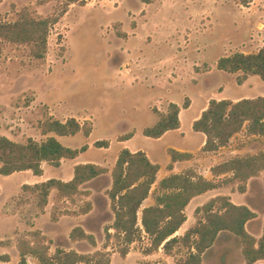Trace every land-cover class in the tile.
I'll return each instance as SVG.
<instances>
[{
	"label": "rangeland",
	"instance_id": "rangeland-1",
	"mask_svg": "<svg viewBox=\"0 0 264 264\" xmlns=\"http://www.w3.org/2000/svg\"><path fill=\"white\" fill-rule=\"evenodd\" d=\"M64 3L65 0H0V22L14 21L23 8L34 17L56 16L62 12ZM66 10L50 29L43 59L33 58L28 46L0 43V136L19 143H25L28 138L40 142L45 138L40 132L43 121L52 118L64 122L74 118L81 125L91 127V134L85 137L80 133L59 138V141L70 148L86 144L88 161H98L106 154L104 166L108 170L114 166L116 142L122 134L128 133L135 135L133 144L153 152L161 163L168 161L169 157L160 148L168 141L175 143L181 139L171 134L162 142H154L142 134L143 128L152 126L157 114L166 112L171 102L182 107L185 101L190 105L193 100L194 107L188 113L192 116L206 95V99L218 97L225 85L230 95L236 94V79L241 74L227 75L217 70L216 61L242 50L255 52L264 45V0H250L245 6L239 0H83L69 5ZM245 32L249 40L242 39ZM182 120L183 132L188 134L182 143L194 149L196 164L205 170L203 151L196 148L200 144L199 137L197 133H189L188 117L183 115ZM101 141L108 145L112 142L113 147L104 151V147L96 145ZM257 141L261 145L253 144ZM245 144L249 146L245 150L233 148ZM231 145L224 149L223 159L264 151V142L259 138L239 135ZM69 172V163L62 168L47 166L43 179H61ZM35 179L31 172L9 177L0 174L2 197L17 189L21 181L31 184ZM108 182L109 176H103L84 188L101 189L98 194L105 195ZM228 187L235 192L233 185ZM157 194L155 181L148 197L154 201ZM85 200L86 197L79 196L73 202L62 201L57 204V211L78 209ZM234 201L252 206L263 218V181L253 179L248 193L236 192ZM2 202L3 199L0 207ZM95 202V212L87 217L63 218L57 224L43 221L38 229L64 245L62 238L68 237L75 223L93 234L102 249L103 228L113 221V216L109 208L108 213L101 211L99 199ZM8 204L24 219H31L36 212L29 193L12 196ZM54 204L55 191L50 197L51 210ZM190 208L185 211L186 217L189 216L187 226L190 223L193 226L201 217L194 211L190 213L193 207ZM12 227V220H0V239L8 241L6 252L12 264H16L15 243L19 235L27 232ZM184 228L175 235H183ZM233 238L226 242L229 244L218 239L215 247L203 254L202 264H241L240 242ZM82 244L78 249L90 250L86 243ZM227 245H230L228 251ZM149 246L150 240L143 234L129 246L131 254L127 261L117 253L116 240L109 243L107 250L115 253L111 264H173L187 253L186 249L177 248L166 255L159 248L146 254ZM54 248L52 245L51 251Z\"/></svg>",
	"mask_w": 264,
	"mask_h": 264
},
{
	"label": "trees",
	"instance_id": "trees-1",
	"mask_svg": "<svg viewBox=\"0 0 264 264\" xmlns=\"http://www.w3.org/2000/svg\"><path fill=\"white\" fill-rule=\"evenodd\" d=\"M82 1L65 0L62 12L56 16L51 14L34 17L27 9H21L14 21L0 22V43L28 46L33 58L43 59L47 52V38L51 27L59 21L69 5ZM249 2L250 0H239L243 6ZM216 69L229 74L240 73L236 79L238 85L250 75L258 76L264 81V45L256 53L236 52L222 56L216 61ZM182 107H189L188 100ZM180 109L178 104L169 103L166 112H159L156 122L143 128L142 134L158 139L168 131L179 129ZM244 128L248 135L264 137V96L243 98L236 102L229 99H211L200 117L192 124L194 132L205 136L202 147L204 152H215L227 146L231 138ZM91 131V127L81 125L74 118H68L64 122L48 118L40 124V132L45 136L40 142L28 138L25 143H19L0 136V174L9 176L16 172L31 171L40 176L43 162L58 167L62 160L75 159L87 149L86 144L80 148L64 146L57 137H73L80 133L88 137ZM131 136L132 134L124 135L120 140ZM96 145L107 147L108 144L101 141ZM167 154L171 163L188 161L193 157L190 153L174 149H168ZM167 168L171 170L172 164ZM159 169L160 166L151 162L145 152H131L124 148L110 170L93 163H81L74 166L70 181L49 179L32 186L23 185L22 191L33 196L40 211L47 206L51 191L56 192V204L50 213L51 220L55 221L61 215L88 214L92 203L87 199L77 210L65 209L58 212L57 204L62 201L73 202L79 196L89 197L91 192L84 186L103 176H109L110 187L105 195L113 221L103 228L102 249L91 253L60 248L51 251V240L39 230L19 235L16 242L19 256L17 264H29L27 257L34 258V264H110L112 253L107 249L112 240H116L117 253L124 258L129 253V246L139 241L143 234L150 240L146 254L159 248L166 255H171L177 248L186 249V255L176 259L173 264H202L203 254L213 246L220 234H230L239 240L244 264H255L264 260V224L260 238L251 235L245 226L257 214L245 205H235L228 196L218 195L197 207L194 213L201 214V217L183 235H175L187 220L185 209L193 198L234 183H237L239 193H245L248 180L259 177L264 172V151L231 158L211 167L214 177L223 175V178L206 179L190 168L164 177L158 183L154 204L141 209L156 181ZM69 239L72 242L84 241L96 248L95 236L80 226L70 231ZM7 244V240H0V246ZM0 261L8 262L9 256L1 255Z\"/></svg>",
	"mask_w": 264,
	"mask_h": 264
},
{
	"label": "crops",
	"instance_id": "crops-1",
	"mask_svg": "<svg viewBox=\"0 0 264 264\" xmlns=\"http://www.w3.org/2000/svg\"><path fill=\"white\" fill-rule=\"evenodd\" d=\"M242 39L243 40H246V39L249 40L247 32L244 33V37ZM258 50H256L255 52H246V51H243V50L239 51V52L248 54V53H256ZM207 73H210V72H207ZM226 74L228 75L229 73H226ZM235 85L238 88V92L236 94H234L233 96L228 93L226 85H225V88L223 89V91L218 93V95H219L218 97L213 96L210 99H206V97L208 96V95H206L202 105L198 108L196 113H193L192 116H188V113L193 109L195 102L193 100H190L191 102H190V105H189L188 108L183 109L181 107V109H180V113H179L180 128L179 129L174 130V131H168L162 137H160L158 139L150 138V139L154 140V142H162L167 137H169V135H171V134L177 135L178 138L181 139V140L180 141L177 140L175 143L174 142L172 143L171 141L166 142L162 146V148H160L161 152L167 154V150L168 149H174V150L179 151V152H187V153L192 154L193 157H192L191 160H188V161H177V162L171 163L170 157L167 154V156L169 157V160L168 161H164L163 163H161V162H159L158 157H156L154 154H152L153 152L151 153L150 151H148L146 149H142L140 146L133 144V139H134L135 135H132L128 139L119 140L118 142H116V144H115L116 149H115V152L113 153V164H115V161L117 159V156H118L119 152L122 149L126 148L129 151H131V152H136V151L145 152L147 157L149 158V160L151 162L156 163V164H158L160 166V169H159L158 174L156 176V183H159V181L161 179H163L164 177H167V176L172 175V174L181 173L182 171H184L186 169H189V168L194 169L195 171H197V173H199L200 175H202L206 179H211L212 180V179L223 178L224 177L223 175L220 176V177H214L211 174L210 169H211V167H213L215 165H218L220 163H223V162L228 161L229 159H231V158L223 159V156H224L223 151H224V149L227 148V146L222 147V148H220L219 150H217L215 152H204L203 151L204 158L206 159L205 165L207 166V168L205 170H202V167L200 165L196 164V162H195V154L196 153H195L194 149H189V147H188V145H186V143H182L183 141H186V139L188 137V134L183 132V128L184 127H183V120L182 119H183V115L185 117H188L189 133L192 134V135H195L196 132H194V131H193V133L191 132L192 124H193V122L196 119H198L200 117L202 111L205 110V108L207 107V105L209 103V100H211V99H215V100L229 99L231 101L236 102V101H239L240 99H243V98H256V97H259V96H264V81L261 80L258 76L250 75L244 80V82L242 84H240V85L235 84ZM125 135H127V134H125ZM239 135H242L243 137H245L247 139H253V138L257 139V138H259V139H261L262 142H264V137L254 136V135H247L245 129L243 131H241L240 133H237L235 136H239ZM122 136H124V134H122L121 137ZM197 136L199 137L200 144H198V147H196V148L202 149V147L204 145V142H205V136L203 134H201V133H197ZM235 136H233L231 138L230 143L228 144V147H232L231 143L233 142ZM59 138H62V137H57L58 140H59ZM253 144L261 145V143L259 141L255 142ZM112 147H113V144H112V142H110L107 147H104V151H108ZM238 147L239 146H233V148L236 149V150H245L249 146L247 144H245V146H242L240 148H238ZM85 152L86 151H84L83 153H80L75 159L62 160L58 167H54V166H51V165L47 164L46 162H43L42 165H41L42 171H43L42 175H40V176H36L35 175L37 179L32 181L31 184H27V183H24V182L21 181L18 184L17 189H15L14 191L10 192L7 196H5V198L2 197L3 189L0 186V201L3 199L2 206L0 207V220H2V221H4V220L5 221L12 220V222H13L12 229H17L20 232H24L25 233V232H30V231H33V230L41 231V233L43 235H45L48 239L51 240V242H52L51 246L52 245L55 246L54 250L56 248H60V249H64V250H75V251L80 252V253H91V252H93V251H95L97 249H100L98 240H96V248H93V247H91L89 244H87L84 241H77V242L70 241L69 234H68L67 238H64V237L62 238V241L64 242V245H60L61 244L60 242H59L60 244L55 242L48 235L44 234L43 230L38 229V227H39L40 223L43 222V221H45V222L49 221V222H51L53 224H57L63 218L79 219V218H82V217H87L90 214H93L95 212V209L97 208V204L95 202L96 198L99 199V201H100L99 206H100L101 211H104V212L108 213L109 202H108V199H107L106 195L98 194V193H101L100 192L101 189H100V191L97 190V189H88V190H90L91 194L86 199L90 200L91 203H92V209H91V211L88 214H85V215H73V216L61 215L55 221H52L51 218H50V213H51L50 197L54 193V191H51L50 196H49V200H48V204L44 208L43 211H40L37 207H35L36 212L34 214H32V218L31 219L30 218L29 219L22 218L19 215V211L15 212L14 210H12V207L10 209V207L8 206L9 205L8 204V199H10L12 196L25 195V193L22 191V186L23 185L32 186V185L37 184V183L45 182V181H47L49 179H57V180H60V181H63V182L70 181L72 179V177H73V168H74V166L77 165V164H81V163H93V164H96V165H99V166L105 168L104 163L106 161V159H105L106 154H104L103 158H101L98 161L97 160H94V161H90L89 160L88 161L87 156H85ZM154 152H156V151H154ZM247 153L249 155L256 154L255 152H247ZM66 163L70 164V172L68 174H65L64 177H62L61 179H58V178L43 179V176L45 174L47 166H51V167H54V168H62L63 165H65ZM169 164H172V169L171 170H169L167 168V166ZM23 172L25 173V172H31V171L16 172V173H13V174H11L9 176L15 175L17 173H23ZM263 174H264V172L261 173L259 177H255V178L249 179L248 182H247V190H246V192L245 193H240V194L248 193V191L250 189V184L253 181V179H259V180L263 181V178H264V176L262 177ZM90 183H92V182H90ZM263 183H264V181H263ZM230 185L234 186V188L236 189L235 192L232 191L230 187H228ZM109 187H110V182H108L106 189H108ZM236 192H238L237 191V183L223 185L220 188L213 189L211 191H208V192H206V193H204L202 195H199V196L193 198L190 201V203L188 204V206L186 207L185 211H187V210L189 211V209H191L190 207L192 206L193 210H190V213L193 214V211H195V209L197 207L202 206L204 203L209 201L211 198L216 197L218 195L228 196L230 198V201L232 203H234L235 205H242V204L234 201V196H235ZM153 204H154V201H152L148 197L143 202L142 207L151 206ZM249 208L257 214V217L254 220H251L248 223H246L245 228L251 235H253L255 238L258 239L262 235V229H263V224H264V215H263V218H262L261 215L258 212H256L252 206H249ZM73 210H77V209H73ZM188 221H189V216H187L186 222L181 226V228L183 226H185L183 231H186L187 229H189V227H191V223L187 226ZM77 226L78 225H75V223H74V225L71 228V230L74 227H77ZM103 226H104V224H103ZM12 229H10V230H12ZM70 231H69V233H70ZM218 239H224V243L225 244H229V243H226V242H231V241L234 240V238L230 234H220V236L217 238L216 242L213 244V246L210 249H213V247H215V245L217 244ZM0 240L4 241L5 238L4 239H0ZM82 243H86L90 247V250L83 252L80 249H78V247H82V245H83ZM228 247H230V245H227V248H226L227 251L229 250ZM6 249H7V247L0 246V256L7 254L9 256V261L8 262H1L0 261V264H12V258L6 252L7 251ZM15 249H16V243H15ZM210 249H208V250H210ZM86 250H88V249L86 248ZM238 252L241 253V246H238ZM130 254H131V252H129L128 255H126V258L124 259L125 261H127V259H128ZM111 258H112L111 262H113V259L115 258V253L112 254ZM18 261H19V256H18ZM18 261H17V263H18ZM27 262L29 264H34V263H36V260L34 258H32V257H27ZM202 262H203V256H202ZM241 264H244L243 258L241 260ZM255 264H264V260L259 261V262L255 263Z\"/></svg>",
	"mask_w": 264,
	"mask_h": 264
}]
</instances>
